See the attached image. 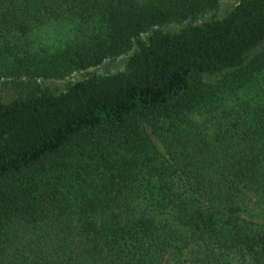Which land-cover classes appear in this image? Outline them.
Returning a JSON list of instances; mask_svg holds the SVG:
<instances>
[{"label":"trees","instance_id":"1","mask_svg":"<svg viewBox=\"0 0 264 264\" xmlns=\"http://www.w3.org/2000/svg\"><path fill=\"white\" fill-rule=\"evenodd\" d=\"M220 1L0 0V55L70 26L28 78L138 44L0 101V264H264V0Z\"/></svg>","mask_w":264,"mask_h":264},{"label":"rangeland","instance_id":"2","mask_svg":"<svg viewBox=\"0 0 264 264\" xmlns=\"http://www.w3.org/2000/svg\"><path fill=\"white\" fill-rule=\"evenodd\" d=\"M236 0H221L218 8L197 19V23L209 18H220L224 16L235 5ZM187 21L182 23H168L160 28L169 33L180 30ZM70 26L59 21H50L47 24L31 29V31L22 37L11 36L9 41L21 42L28 49L27 53L7 54L6 51L0 55V101L8 102L20 95L30 93L32 91L49 90L52 93H60L66 90L72 83L82 79L92 73H114L120 70L129 54L137 48L138 44L134 43L131 50L127 54L119 56L115 60H106L101 64L89 67L85 70L73 72L69 76L63 78L37 75L34 78H28L23 74L22 67L33 69L40 59L48 57L55 47L69 35ZM149 32L141 35L140 41L146 40ZM18 58V59H17ZM256 214L257 210L250 209ZM254 214V215H255ZM254 221L262 223V220L254 217ZM162 264H168L166 259Z\"/></svg>","mask_w":264,"mask_h":264}]
</instances>
